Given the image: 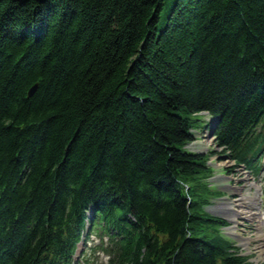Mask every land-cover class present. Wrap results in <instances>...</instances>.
<instances>
[{
    "label": "trees",
    "instance_id": "16d2710c",
    "mask_svg": "<svg viewBox=\"0 0 264 264\" xmlns=\"http://www.w3.org/2000/svg\"><path fill=\"white\" fill-rule=\"evenodd\" d=\"M38 83L29 95V89ZM264 151V0H0V264H251L206 205L209 154Z\"/></svg>",
    "mask_w": 264,
    "mask_h": 264
},
{
    "label": "rangeland",
    "instance_id": "374dc122",
    "mask_svg": "<svg viewBox=\"0 0 264 264\" xmlns=\"http://www.w3.org/2000/svg\"><path fill=\"white\" fill-rule=\"evenodd\" d=\"M193 119H197V121L194 122V134L198 136V142L199 143V147L202 148L203 152H210L211 155V160L214 162V165H211L212 168V175L209 176L208 178H206L207 182L209 183V185L212 187V189L214 190H218V192L213 196L216 197H220L223 196L222 194H226L230 197V201L234 202L236 206L234 208L239 209L243 207V204H238V201L240 200V196H241V192H243V194L245 195H250V194H254L257 193V197L259 198L258 200V204H260L259 209L256 208L254 209L256 212H260V211H264V205L262 206L263 209H261V204H263L264 201V166L262 168V171L259 173L258 176H256V178H254L256 180L257 185H259L262 188L261 192H255V188L252 185V183H249L248 181L252 178L250 175H245V172L241 169V168H235L234 171H230L228 170L229 167L232 166V162L228 159H220L221 156H217L214 155V153L212 151L214 150H220V146L218 144L215 143V139L212 136V132L211 130L207 131L206 128L207 126L210 127V122H209V118L206 114L204 113H198L195 115L191 116ZM225 169V170H224ZM227 171V172H226ZM222 173H225L226 175L229 174V178L232 188L236 187V189H238V187H241V191L238 190H231L232 188H225L224 184H222L220 182V180H216L220 175L222 176ZM214 197H211V200H213ZM215 200V199H214ZM224 204H226L225 202H223ZM252 207V206H251ZM253 208V207H252ZM260 215V214H259ZM257 214V217L259 216ZM251 218H253V215H251L250 217H245L242 216L240 218L241 220V224H240V231L243 232L244 234H246L247 236L252 235L253 238L250 239V242L248 243H244L241 244L242 248L244 249L243 251H245V253H250L252 254V261L254 262V264H264V230L261 231L259 230V226H258V221L259 218H257V220H252ZM264 217L261 216L262 219V227L264 228ZM260 219V221H261ZM95 238V237H93ZM88 258L90 260V262H94L95 264H100L101 261H105L107 260V257L105 255H101L97 256V254L94 251H86V255L85 257H83V264H89L88 262H85L84 258ZM79 259V257L77 258ZM97 259V262L95 261ZM82 262V261H80Z\"/></svg>",
    "mask_w": 264,
    "mask_h": 264
},
{
    "label": "bare ground",
    "instance_id": "6f19581e",
    "mask_svg": "<svg viewBox=\"0 0 264 264\" xmlns=\"http://www.w3.org/2000/svg\"><path fill=\"white\" fill-rule=\"evenodd\" d=\"M219 180V179H218ZM220 181L222 182L223 180L220 179ZM230 187L232 188V185H230ZM231 190H238L241 191V187L239 186L238 189H236V187H233ZM257 197L255 198V196H250V195H245L243 194V192H241V196H240V200L238 201V204H243L242 209L239 208L237 211H235L233 209V206L235 204V201L231 203L225 202L227 205H229V210L227 209V213L230 214L231 216L234 217V219H237L240 216H245V217H250L251 215H253V217H257L256 215V211L253 210L255 208V206H257V202H256ZM234 204V205H233ZM253 207L251 210L248 209L249 207ZM242 240L246 243L247 240L249 241V237H242Z\"/></svg>",
    "mask_w": 264,
    "mask_h": 264
},
{
    "label": "water",
    "instance_id": "95a60500",
    "mask_svg": "<svg viewBox=\"0 0 264 264\" xmlns=\"http://www.w3.org/2000/svg\"><path fill=\"white\" fill-rule=\"evenodd\" d=\"M37 86H38V83H35L33 86L30 87L29 92H28L29 95H32L35 92V90L37 89Z\"/></svg>",
    "mask_w": 264,
    "mask_h": 264
}]
</instances>
